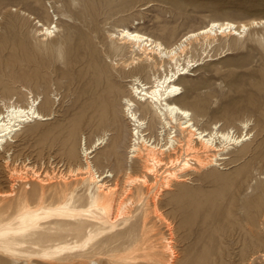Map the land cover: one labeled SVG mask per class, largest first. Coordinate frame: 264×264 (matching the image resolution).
I'll use <instances>...</instances> for the list:
<instances>
[{"label": "rangeland", "instance_id": "374dc122", "mask_svg": "<svg viewBox=\"0 0 264 264\" xmlns=\"http://www.w3.org/2000/svg\"><path fill=\"white\" fill-rule=\"evenodd\" d=\"M51 4L52 0H0V110L18 100L49 97L54 102L53 119L25 124L15 141L9 139V147L0 150V192L10 190V168H21L24 163L50 170L53 164L63 172L83 165L81 140L85 138L90 147L106 132L110 133L109 146L97 150L93 161L100 171L116 174L110 184L117 181L123 187L129 136L120 144L118 157H109L119 132L130 128L122 114L123 99L130 94L127 80L138 74L149 82L151 72L129 73L134 67L121 70V63L131 61V55L114 49L116 39L111 34L118 28L137 30L171 46L212 20L238 24L264 20V0H58L59 8ZM56 13L59 19L53 17ZM38 21L57 25L56 36L40 35ZM188 56L203 64L179 83L183 94L177 102L207 129L218 123L240 134L241 123L249 120L251 139L242 149L230 150L228 158L218 164L193 172L187 181L173 182L158 201L170 229L152 219L156 238L172 239L173 264H264V27H252L236 40L220 37L206 52L197 47ZM89 62L93 67L88 69ZM112 91L116 94L113 106L102 110L101 103ZM132 171L140 175V165L133 163ZM133 191L129 210L134 215L117 229L126 230L117 237L122 240L130 238L131 227L140 223L143 213L138 185ZM152 197L153 193L148 195L149 204ZM70 229L42 234L35 239L41 246L34 250L81 241L82 235ZM105 238L102 235L99 243L57 262L42 258L27 262L23 256L0 264H120L106 259ZM138 261L121 264H154Z\"/></svg>", "mask_w": 264, "mask_h": 264}, {"label": "bare ground", "instance_id": "6f19581e", "mask_svg": "<svg viewBox=\"0 0 264 264\" xmlns=\"http://www.w3.org/2000/svg\"><path fill=\"white\" fill-rule=\"evenodd\" d=\"M52 1L55 8L62 6L58 0ZM40 5H43L42 2ZM54 6L51 4V7ZM48 16L49 12L46 13ZM57 16L58 13L53 15L59 19ZM37 23L41 27L40 35L46 39L56 36L53 29H57V25L53 22L49 25L40 21ZM257 26L264 27V20L240 24L230 20H212L206 26L183 35L171 46L126 27L112 33L111 38L116 39L114 49L128 51L131 55V61L121 63V70L134 67L129 73L143 69L151 72L149 82L138 74L131 75L127 80L131 82L130 94L123 99L122 114L130 128L129 132H119L109 157H118L120 144L129 136L131 142L123 187L120 188L117 181L110 184L112 179H116V174L110 170L100 171L93 161L97 150L109 146L110 133L107 132L98 136L90 147H87L83 137L80 149L84 164L67 172L55 168L53 164L51 170L44 166L43 169H36L28 163L21 168H10V190L0 192V261L24 256L27 262H32L34 258L57 262L71 257L75 251L94 246L104 235L108 240L104 239V243L108 248L106 259L109 263L114 262L113 259L126 263L140 259L154 264H173L176 252L172 239L166 236L156 238V228L152 223L155 219L166 223L170 229L171 223L158 207L161 195L171 189L173 182L187 181L193 172L227 159L230 150L242 149L251 139L249 120L241 123L243 131L240 134L218 123L207 129L196 121L190 109L177 102L183 94L179 83L185 81L182 80L185 76L194 75V68L203 64L201 60L190 59L188 53L197 47L206 52L220 37L230 36L236 40ZM2 45L0 43V50ZM92 64L89 62L87 68L93 67ZM111 77L117 81L114 74L111 73ZM112 94L109 92L110 98L101 103L102 110L108 111L113 106L116 94L113 91ZM53 106L54 102L49 97L5 104L0 110V150L9 147V139L15 141L17 132L25 124L53 119ZM43 109L48 114H43ZM75 157H78V151H75ZM9 162L7 158L8 167ZM133 163L140 165V175L133 174ZM72 176L73 182L69 181ZM55 183L57 185L51 187ZM135 185H138V205L145 208L142 207L140 223L137 225L136 221L135 227H131L130 238L122 240L117 237L125 234L126 230L117 229L134 215L129 207L133 204ZM16 186L20 187L18 191ZM151 193L153 197L149 204L147 198ZM50 195L53 197L48 200ZM149 207L151 211H148ZM68 226L82 235L81 241L59 242L39 251L34 250V246H41L36 238L44 233L64 231Z\"/></svg>", "mask_w": 264, "mask_h": 264}]
</instances>
